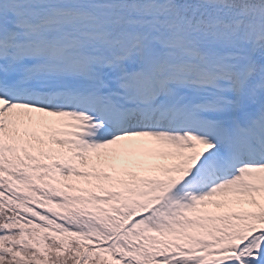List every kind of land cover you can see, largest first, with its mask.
<instances>
[{"label":"snow or ice","instance_id":"6c2138e0","mask_svg":"<svg viewBox=\"0 0 264 264\" xmlns=\"http://www.w3.org/2000/svg\"><path fill=\"white\" fill-rule=\"evenodd\" d=\"M0 264H264V0H0Z\"/></svg>","mask_w":264,"mask_h":264}]
</instances>
